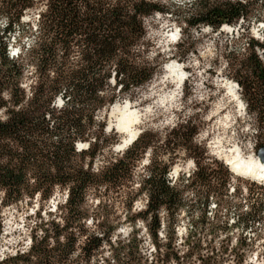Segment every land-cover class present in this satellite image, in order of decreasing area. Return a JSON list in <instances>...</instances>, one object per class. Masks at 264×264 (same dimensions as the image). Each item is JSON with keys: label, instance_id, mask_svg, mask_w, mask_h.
<instances>
[{"label": "trees", "instance_id": "1", "mask_svg": "<svg viewBox=\"0 0 264 264\" xmlns=\"http://www.w3.org/2000/svg\"><path fill=\"white\" fill-rule=\"evenodd\" d=\"M36 5H44V11L39 14L38 37L29 50L28 62L44 74V83H37L26 97L20 81L27 64L19 56L18 60L9 58L7 46L24 11ZM258 6L264 23V0H192L177 6L152 0H0V19H4L0 30V110L6 115L5 120L0 119V204L34 194L48 198L54 188H60L67 191L64 208L68 217L82 219V205L90 189L120 190L137 179L136 193L128 203L131 205L136 196L146 197L145 208L137 217L146 223L157 255L148 260L131 236L110 246L112 255L106 264H167L171 258L181 264L175 252L159 255L157 244L161 212L166 214L167 224L174 225L186 208L185 186L172 185L167 178L170 167L163 155L172 152L169 140L160 145L156 134L144 130L120 158L94 173L91 163L115 137L104 133L105 124L96 121V113L110 106L117 95L148 83L155 73V68L142 61L147 47L145 18L169 15L181 25L187 39L191 29L218 30L240 21L258 22L253 18ZM246 45L239 60L238 84L248 112L264 130V41L248 39ZM110 79L117 95H106ZM180 136V146L187 147L192 133L190 138L185 133ZM82 143L86 149L77 150L75 146ZM146 153L147 162L140 165ZM138 167L140 172L135 175ZM212 173L204 178L198 168L194 179L201 184L206 181L208 188L215 190ZM263 209L260 204L259 215ZM250 218L251 214L244 215V226H249ZM67 226L66 222L58 228L51 241L44 238V243L33 244L26 253L5 256L0 264H65L76 251V238ZM171 241L166 247L169 250ZM102 243V236L85 238L79 247L80 257L91 258Z\"/></svg>", "mask_w": 264, "mask_h": 264}, {"label": "rangeland", "instance_id": "2", "mask_svg": "<svg viewBox=\"0 0 264 264\" xmlns=\"http://www.w3.org/2000/svg\"><path fill=\"white\" fill-rule=\"evenodd\" d=\"M152 1L173 6L192 2ZM43 11L44 5L24 11L7 46L9 58L18 60L19 56L27 64L20 81L26 97L37 83H44V74L28 62L29 50L38 37L39 14ZM253 14L258 22L240 21L230 29H191L187 39L182 36L181 25L169 15L154 14L145 18L147 47L142 61L155 68V73L148 83L123 96L116 94L110 79L106 95L117 97L110 106L96 113V121L105 124L104 133L115 137L107 141L91 163L94 173L120 158L126 149L117 147L125 135L114 128L116 116L110 114L113 105L128 102L138 113L134 126L137 133L147 130L156 134L160 145L169 140L172 152L163 155L170 167L167 178L172 185L185 186L186 208L180 211L174 225H168L166 214L161 212L157 244L159 255L175 252L181 264H208L214 260L218 264H264V209L258 214L259 205L264 204L263 181L233 174L225 158L236 150L243 159H257V151L264 144V130L248 112L238 84L239 60L247 51L248 39L264 41L259 6ZM3 26L4 19H0V30ZM255 52L261 57L260 51ZM171 64L182 71L181 85H176L179 74L166 72ZM55 102L56 106L60 105L59 97ZM0 119H6L5 110H0ZM183 133L188 137L192 133L187 147L180 146ZM147 157L146 153L140 165L147 162ZM87 162L82 163L86 166ZM198 168L203 170L204 178L213 172L216 180L211 182L215 190H210L206 181L201 184L194 179ZM139 172L138 167L134 174ZM136 190L137 179L129 188L120 190L90 189L82 205V219L76 215L68 217L64 208L67 191L60 188H54L48 198L34 194L0 204V259L28 252L33 244L53 237L67 222V231L76 238V251L65 264H106L105 260L110 261L112 255L110 246L126 242L131 236L142 254L151 260L157 254L146 223L137 217L145 208L146 197L139 195L131 205L128 203ZM247 213L251 214V225L244 226ZM93 236H102L103 243L91 258L84 259L80 257L79 247L85 238ZM170 238L169 250L166 247ZM176 263L175 258L167 261V264Z\"/></svg>", "mask_w": 264, "mask_h": 264}, {"label": "bare ground", "instance_id": "3", "mask_svg": "<svg viewBox=\"0 0 264 264\" xmlns=\"http://www.w3.org/2000/svg\"><path fill=\"white\" fill-rule=\"evenodd\" d=\"M231 27L223 25L221 29H230ZM166 72L169 74H175L179 77H176V85L181 82V73L182 71L174 64L168 65ZM231 93V91H229ZM233 94V93H231ZM232 96H235L233 94ZM110 114L116 116V123L114 128L117 132L124 134L122 142L117 145L119 148H125L129 145L128 141L137 135L134 126L138 121V113L135 110H132L128 106V102H125L121 106L113 105L110 109ZM108 125V129H109ZM77 150L85 149V144H77ZM226 158V165L230 168V171L241 177L251 178L255 181H263L264 184V164L259 161V159H243L239 153L234 150L231 151L230 156ZM176 171V170H175Z\"/></svg>", "mask_w": 264, "mask_h": 264}, {"label": "water", "instance_id": "4", "mask_svg": "<svg viewBox=\"0 0 264 264\" xmlns=\"http://www.w3.org/2000/svg\"><path fill=\"white\" fill-rule=\"evenodd\" d=\"M61 102V100L59 101ZM111 128V126H109V129ZM141 133V132H140ZM137 137V135L133 138H131L128 143L130 144L132 141H134V139ZM257 158L259 159V161L261 163L264 164V144L258 149L257 151Z\"/></svg>", "mask_w": 264, "mask_h": 264}]
</instances>
